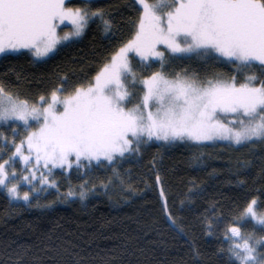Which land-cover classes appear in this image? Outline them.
<instances>
[{
    "label": "snow or ice",
    "instance_id": "snow-or-ice-1",
    "mask_svg": "<svg viewBox=\"0 0 264 264\" xmlns=\"http://www.w3.org/2000/svg\"><path fill=\"white\" fill-rule=\"evenodd\" d=\"M135 4L139 7L134 34L84 81L69 87L63 76L60 86L36 101L0 84V124L20 122L24 131L19 143L13 139L14 151L0 160V188L11 200L31 207L30 191H21V182L33 190V181L55 188V181L49 180L54 169L80 168L82 161L112 164L153 139L264 147V71L243 81L164 71L170 58L192 53L264 68V0H135ZM90 22H98L105 34L114 28L111 12L92 3L73 7L66 0H0V54L27 51L37 59L47 57L62 42L81 37ZM65 23L72 30L61 34L60 25ZM133 55L139 58L142 74L132 66ZM154 62H159V70H151ZM17 158L26 175H17ZM250 165L251 161L243 162V167ZM156 183L161 185L159 175ZM102 187L107 189V184ZM86 196L82 189L79 197ZM159 196L175 225L162 185ZM240 220L254 222L253 230L242 233L244 225L235 226ZM224 239L229 242L230 264H264V201L258 204L256 197L250 198L225 229ZM193 254L199 255L195 248Z\"/></svg>",
    "mask_w": 264,
    "mask_h": 264
},
{
    "label": "trees",
    "instance_id": "trees-1",
    "mask_svg": "<svg viewBox=\"0 0 264 264\" xmlns=\"http://www.w3.org/2000/svg\"><path fill=\"white\" fill-rule=\"evenodd\" d=\"M85 3L111 12V32L105 34L98 22H90L81 38L41 61L27 51L5 53L0 84L36 101L60 86L63 76L69 87L87 79L134 34L139 7L135 0L74 5ZM183 71L200 78L235 76L238 81L261 73L253 66L195 53L167 66L168 74ZM141 152L117 157L112 164L96 163L85 172L86 182L78 174L67 186L32 199L31 207L12 201L0 188V264H230L225 229L250 198L256 197L258 204L264 201V147L153 139L144 142ZM244 161L251 165L243 167ZM157 175L175 225L163 210ZM82 189L87 192L83 200ZM69 191L75 195L68 197ZM241 224L242 233L253 230L254 222L240 220L235 226Z\"/></svg>",
    "mask_w": 264,
    "mask_h": 264
},
{
    "label": "rangeland",
    "instance_id": "rangeland-1",
    "mask_svg": "<svg viewBox=\"0 0 264 264\" xmlns=\"http://www.w3.org/2000/svg\"><path fill=\"white\" fill-rule=\"evenodd\" d=\"M78 1L81 2V1H86V0H66V2L69 4V6H73V7H75L74 2H78ZM60 29L62 30L61 34H63L64 32H70L72 30V25L68 24V23H65L63 25H60ZM81 37H73L72 39H70L68 41L62 42L60 45L57 46V50L60 47L66 45L71 40L78 39V38H81ZM57 50L55 52H53V53H50L47 57H44V58H41V59H37L36 58V59L40 60V61L48 59V58L52 57L57 52ZM22 52H24V51H21V52H9V54H20ZM2 55L3 54H0V58H1ZM169 55L170 54L166 53V56H169ZM178 57L179 56L174 57V58H170L165 63L164 71L167 72V66L169 65V63L172 62V61H177ZM138 59H139L138 57H135L134 55L132 56V66H133L134 69H137V70H138V63H137ZM253 68L258 69V70L260 69L261 72L264 71V68H262L260 65H254ZM151 70H159V62H154L153 68ZM138 74H142V73H140L139 70H138ZM14 129H15V132L13 131ZM23 136H24L23 125L20 124V122H9V123L0 124V160L7 159L8 156L11 154V152L14 151V148H13V145H12L13 139H15L17 143H19L20 139H22ZM4 137H7L6 141H5ZM218 142H221V141L206 142L204 144H214V143H218ZM143 144H144V142L140 143L138 152H134V153H131V154L126 153L125 155L126 156H133L134 155L135 157H137L140 153H142L141 152V148H142ZM81 163H82V166L80 168H77L74 165L71 170L54 169L52 171L51 175L49 176V180L50 181H52V180L55 181V183H56V187L55 188L48 187V185H40L38 181H33V184L36 185L34 190L32 189V186L29 185L27 182H21L20 190L21 191H30V197H31V200H32V199L37 198V197L45 196L47 194V192H49L51 190L62 188L65 185L67 186L68 184H70L72 182L74 177L76 175H78V174L81 175V178L86 182L88 180V178H87L88 173H85V172L86 171H90V168L92 166H95L96 162L93 161L91 164H88L86 161H82ZM100 163H106V161H101ZM15 169L17 171V175L18 176H20L21 174H24V175L27 174V172L24 170V165L21 162H19V158H17V162L15 163ZM43 171L47 172L46 169H44ZM1 189L4 190L3 188H1ZM6 194H7V192H6ZM12 201H14V200H12ZM14 202L25 203L23 200L14 201ZM251 228L253 229V225H252ZM256 230H257V227L255 228V231ZM245 234H248V232H245Z\"/></svg>",
    "mask_w": 264,
    "mask_h": 264
}]
</instances>
